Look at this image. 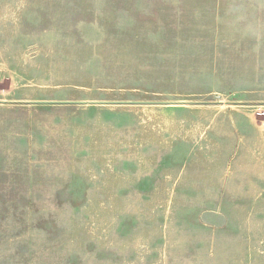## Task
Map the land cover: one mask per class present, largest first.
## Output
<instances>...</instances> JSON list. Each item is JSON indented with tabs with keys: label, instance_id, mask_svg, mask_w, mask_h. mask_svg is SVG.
Returning a JSON list of instances; mask_svg holds the SVG:
<instances>
[{
	"label": "rangeland",
	"instance_id": "374dc122",
	"mask_svg": "<svg viewBox=\"0 0 264 264\" xmlns=\"http://www.w3.org/2000/svg\"><path fill=\"white\" fill-rule=\"evenodd\" d=\"M0 264H264V0H0Z\"/></svg>",
	"mask_w": 264,
	"mask_h": 264
},
{
	"label": "water",
	"instance_id": "95a60500",
	"mask_svg": "<svg viewBox=\"0 0 264 264\" xmlns=\"http://www.w3.org/2000/svg\"><path fill=\"white\" fill-rule=\"evenodd\" d=\"M38 105H103V104H114L110 102H50V101H41V102H34ZM132 104V103H131ZM139 104V103H138ZM142 104V103H140ZM149 104V103H148ZM156 104V103H153ZM163 104H174V105H185V104H192L187 102H173V103H163Z\"/></svg>",
	"mask_w": 264,
	"mask_h": 264
},
{
	"label": "bare ground",
	"instance_id": "6f19581e",
	"mask_svg": "<svg viewBox=\"0 0 264 264\" xmlns=\"http://www.w3.org/2000/svg\"><path fill=\"white\" fill-rule=\"evenodd\" d=\"M122 178V177H121Z\"/></svg>",
	"mask_w": 264,
	"mask_h": 264
}]
</instances>
